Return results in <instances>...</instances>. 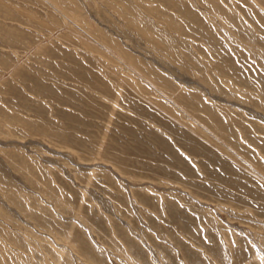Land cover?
I'll list each match as a JSON object with an SVG mask.
<instances>
[{"label": "rangeland", "instance_id": "obj_1", "mask_svg": "<svg viewBox=\"0 0 264 264\" xmlns=\"http://www.w3.org/2000/svg\"><path fill=\"white\" fill-rule=\"evenodd\" d=\"M0 264H264V0H0Z\"/></svg>", "mask_w": 264, "mask_h": 264}]
</instances>
